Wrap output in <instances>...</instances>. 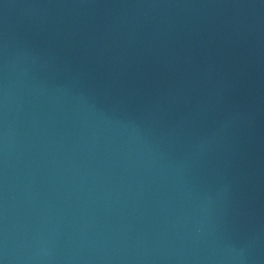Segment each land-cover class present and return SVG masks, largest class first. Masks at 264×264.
Here are the masks:
<instances>
[{"label": "water", "instance_id": "1", "mask_svg": "<svg viewBox=\"0 0 264 264\" xmlns=\"http://www.w3.org/2000/svg\"><path fill=\"white\" fill-rule=\"evenodd\" d=\"M0 264H264V18L0 0Z\"/></svg>", "mask_w": 264, "mask_h": 264}]
</instances>
